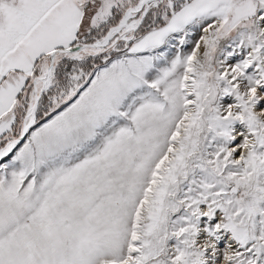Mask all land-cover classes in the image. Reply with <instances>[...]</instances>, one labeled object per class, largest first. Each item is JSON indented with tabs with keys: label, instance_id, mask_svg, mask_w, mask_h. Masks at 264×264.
Instances as JSON below:
<instances>
[{
	"label": "snow or ice",
	"instance_id": "1",
	"mask_svg": "<svg viewBox=\"0 0 264 264\" xmlns=\"http://www.w3.org/2000/svg\"><path fill=\"white\" fill-rule=\"evenodd\" d=\"M0 264H264V0H0Z\"/></svg>",
	"mask_w": 264,
	"mask_h": 264
}]
</instances>
